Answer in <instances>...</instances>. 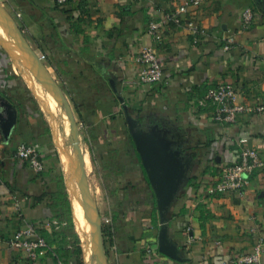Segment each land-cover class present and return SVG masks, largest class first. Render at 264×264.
<instances>
[{
    "label": "crops",
    "instance_id": "0c3cea01",
    "mask_svg": "<svg viewBox=\"0 0 264 264\" xmlns=\"http://www.w3.org/2000/svg\"><path fill=\"white\" fill-rule=\"evenodd\" d=\"M182 1L70 0L59 6L54 0H1L0 112L7 118V111L14 110L16 124L5 134L0 122V264H77L76 257H69L74 245L65 201L72 218L75 209L57 158V134L46 117L52 112L44 110L32 90L35 101L26 103L20 85L26 80L11 53L23 64L29 53L21 41L19 47L14 43L11 51L7 48L10 18L55 73L56 87L64 88L77 126L83 124L82 139L102 151L98 166L105 203L99 202L98 209L102 219L114 222L106 238L109 264H219L253 251L264 234V169L249 178L241 196L210 190L220 178L219 166L238 162L243 148L264 156V113L219 124L213 120V108H200L197 100L211 88L231 84L240 102L264 104V0H208L188 16L202 31L197 41L187 26L171 25L154 44L148 27ZM246 8H253L256 17L250 29L242 31ZM11 33L19 39L12 28ZM229 37L237 46L227 52ZM148 45L160 57L164 83L134 82L140 68L135 58ZM15 97L25 104L18 111L12 104ZM141 130L169 134L187 163L166 221L162 224L159 218L157 226L152 215L156 195L132 137ZM89 133L97 139L91 142ZM21 143L41 145L43 173H33L15 158ZM28 225L49 244L36 261L9 244L13 234ZM162 227L182 260L160 252ZM189 235L195 237L192 244Z\"/></svg>",
    "mask_w": 264,
    "mask_h": 264
},
{
    "label": "built area",
    "instance_id": "2783aa9c",
    "mask_svg": "<svg viewBox=\"0 0 264 264\" xmlns=\"http://www.w3.org/2000/svg\"><path fill=\"white\" fill-rule=\"evenodd\" d=\"M70 0H54L59 6L66 5ZM142 1V0H139ZM208 0H183L174 10L161 12L159 19L154 21L147 29V34L156 44L161 38L163 31L171 25L176 27L187 26L192 32L194 41L202 34L198 26L188 18L192 13L199 10ZM256 17L253 8H246L241 13V30L250 29ZM237 46L233 37L226 39L225 50L230 52ZM41 59H44L42 56ZM135 62L139 65L137 78L134 81L139 85L152 86L166 81V75L160 57L153 45L145 46L136 56ZM197 105L200 108H213V120L221 124H235L238 117L243 114H262L264 104L257 101L256 104H246L239 101L238 93L231 84H220L209 89L202 98H198ZM83 124H79V129ZM15 158L26 162L33 173L39 175L44 172L45 165L42 159L41 145L38 143H21L15 150ZM1 160V158H0ZM220 178L210 193L214 195L236 193L243 195L249 184V178L256 172L264 169V156L256 149L245 147L240 153L238 162L232 165H220ZM109 223L110 219H105ZM191 229H188L190 232ZM189 235L188 244L194 242ZM12 248L22 251L26 258L31 261L38 260L46 254L49 244L33 225L25 226L16 231L9 240ZM264 257V234L259 238L253 251L247 254L229 256L219 264H262Z\"/></svg>",
    "mask_w": 264,
    "mask_h": 264
},
{
    "label": "rangeland",
    "instance_id": "374dc122",
    "mask_svg": "<svg viewBox=\"0 0 264 264\" xmlns=\"http://www.w3.org/2000/svg\"><path fill=\"white\" fill-rule=\"evenodd\" d=\"M9 24L11 26L9 30L10 36L4 39L7 48L9 49V46H14V43L19 47V41H21L22 45H27L32 53L31 54L27 50L29 59L26 64L18 61V54H11L14 59L16 58L15 60L21 70L19 71L20 75H24V79L30 86L32 93L44 107V110L47 112L46 107H49L52 112L51 114L47 112L46 117L48 116L47 119L49 124L52 122L54 132H56L59 144L61 145V147H58L59 152L57 158L62 163L63 172L67 176L70 186L72 202L75 209L73 217L75 229L81 238V242L86 246L89 240L92 241L91 239L94 235V216H97L98 220H101V225L106 223L105 219H102L103 215L99 214L98 209L99 202L105 203L103 202L102 191L100 189L101 171L98 166L100 164L99 160H102V157L100 158L102 151H98L97 149L93 150L89 142H85L82 139L80 133L83 130L74 133L70 129V118L67 114V107L70 105L68 104L69 100L66 94L63 93L64 88L57 85V89L56 83L54 82L56 79L55 73L46 66V60L41 59L42 56L36 53L37 51L33 47L28 46V42L24 39L19 25L16 24L12 18H10ZM11 28L20 40L12 35ZM12 104L15 110H20L21 105L16 97L13 99ZM66 104H68V106ZM64 127H66V129H64ZM79 175L83 176V178H80ZM97 186L99 187V193L96 192ZM111 186H114V183L110 181L109 187L112 188ZM71 233H73V231H71ZM86 247H84V260L87 264H93L89 260L92 256L88 254ZM102 253L108 263L105 246L103 247ZM101 264H105V262L103 261Z\"/></svg>",
    "mask_w": 264,
    "mask_h": 264
},
{
    "label": "water",
    "instance_id": "95a60500",
    "mask_svg": "<svg viewBox=\"0 0 264 264\" xmlns=\"http://www.w3.org/2000/svg\"><path fill=\"white\" fill-rule=\"evenodd\" d=\"M30 53V49L27 45H23ZM32 54V53H31ZM37 60V58H36ZM60 92V91H59ZM63 98V96H62ZM68 106V104H66ZM69 110L68 116L70 118L72 131L78 132L79 126H77L74 116L72 115L69 106L67 107ZM126 109V107H125ZM130 120V124L134 121ZM0 122L1 126L5 134H10L15 127L16 124V115L15 111H7V118L5 115L0 112ZM161 134V135H160ZM156 132H145V131H137L132 132V137L134 139L136 148L138 153L140 154L143 165L147 171L149 176L151 186L156 195V203L157 209L159 212V218L161 223L163 224L166 221V212L170 208L175 194L178 190V187L182 181V179L186 175V162L183 163L182 159V151L177 148V143L171 140L169 134H162ZM171 136V135H170ZM172 137V136H171ZM54 143L61 147L59 144V139L54 138ZM80 176V175H79ZM83 178V176H80ZM92 204V201L90 199ZM93 213V211H92ZM95 217V222L97 224V229L99 232V246L98 249L97 243L92 245V257L98 258L99 255H102L105 264H108L105 260V256L102 253L104 244L102 237V225L101 220H98L97 216ZM85 247L84 244H82ZM100 251V254H99ZM160 252L169 258L175 260H182L176 248L169 243L166 235V229L162 227L161 236H160Z\"/></svg>",
    "mask_w": 264,
    "mask_h": 264
},
{
    "label": "trees",
    "instance_id": "16d2710c",
    "mask_svg": "<svg viewBox=\"0 0 264 264\" xmlns=\"http://www.w3.org/2000/svg\"><path fill=\"white\" fill-rule=\"evenodd\" d=\"M61 77V75H60ZM20 85L23 89V91L25 90L27 99H26V103L29 102H33L34 103V97L33 95L30 93L31 88L27 85L26 82H23V80L20 81ZM23 104H21L22 106L25 105L24 102L22 101ZM38 109V108H37ZM38 113L40 115L43 116L42 112L40 110H37ZM42 124H44L45 127V133H47V135H50L51 139H52V134H51V130L49 128H47V122L45 120H43ZM86 136V135H84ZM88 138L90 139L91 142L95 141L97 139V137L95 135H93V133H89ZM86 141H87V137H86ZM95 146H93L94 148ZM66 210L68 212V217H69V226L72 229L73 233H72V241H73V245H74V252L70 254L69 257H76L77 260V264H86V261L84 260V248L82 246V242L80 239V236L78 235V233L76 232L75 229V222L72 218V207L69 203V200H66ZM153 224L155 226L158 225V220H159V212L158 209H154L153 211ZM115 220V218H114ZM114 227V222L110 221L109 223H105L102 224V237H103V244L106 247V238L107 237H111L112 233L111 231L113 230ZM60 257V256H58Z\"/></svg>",
    "mask_w": 264,
    "mask_h": 264
},
{
    "label": "bare ground",
    "instance_id": "6f19581e",
    "mask_svg": "<svg viewBox=\"0 0 264 264\" xmlns=\"http://www.w3.org/2000/svg\"><path fill=\"white\" fill-rule=\"evenodd\" d=\"M93 229V228H92ZM92 241H88V243H86V249L88 250V254H92V245L93 243L96 244L97 243V247L98 249L100 250V246H99V232H98V229H97V224L95 223V227H94V235L92 236ZM93 242V243H92ZM96 242V243H95ZM91 253H90V251ZM99 254H100V251H99ZM89 260L91 261V263L93 264H101L103 263L104 259L102 257V255H99L98 258H96L95 256L94 257H90ZM89 261V262H90Z\"/></svg>",
    "mask_w": 264,
    "mask_h": 264
}]
</instances>
